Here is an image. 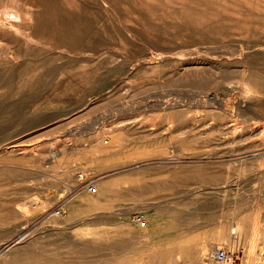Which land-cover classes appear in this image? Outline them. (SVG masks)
<instances>
[{
  "label": "rangeland",
  "instance_id": "374dc122",
  "mask_svg": "<svg viewBox=\"0 0 264 264\" xmlns=\"http://www.w3.org/2000/svg\"><path fill=\"white\" fill-rule=\"evenodd\" d=\"M102 44L96 72L41 55L31 88L0 89V244L29 228L25 204L47 205L32 217L36 228L46 214L67 219L69 204L80 218L6 254L33 255L26 264H264V97L239 109L242 86L229 76L203 93L165 71L127 70V50ZM113 135L116 148L98 151ZM151 143L166 153L125 160V150ZM103 182L110 196L99 201ZM84 228L115 239L83 251ZM220 249L233 258L219 261Z\"/></svg>",
  "mask_w": 264,
  "mask_h": 264
},
{
  "label": "bare ground",
  "instance_id": "6f19581e",
  "mask_svg": "<svg viewBox=\"0 0 264 264\" xmlns=\"http://www.w3.org/2000/svg\"><path fill=\"white\" fill-rule=\"evenodd\" d=\"M104 41L127 50L129 56L121 63L127 70L165 71L180 84L204 88L203 93H208L220 76H229L242 86L245 99L237 102L239 109L259 108L256 102L264 97V0H0V89L18 82L26 91L35 78L34 62L41 55L64 59L68 67H92L96 72L100 62L94 54ZM115 138L113 135L110 142L101 139L95 147L109 152L116 148ZM166 151L151 143L123 154L125 160H134ZM61 166L62 161L55 164L58 172H70L71 167L62 172ZM110 175L108 172L100 179ZM105 183L96 191L99 201L110 196ZM75 188L67 191L66 204ZM76 195L87 197L82 192ZM46 206L38 201L23 206L24 225L29 228L0 244V253L6 255L0 264L30 262L33 255L10 256L6 252L12 247L29 248L39 230L64 227L66 220L72 227L80 219L76 207L69 204L67 219L60 221L55 214H46L36 228L32 217ZM76 235L81 237L83 251L115 239L90 228L79 229Z\"/></svg>",
  "mask_w": 264,
  "mask_h": 264
},
{
  "label": "built area",
  "instance_id": "2783aa9c",
  "mask_svg": "<svg viewBox=\"0 0 264 264\" xmlns=\"http://www.w3.org/2000/svg\"><path fill=\"white\" fill-rule=\"evenodd\" d=\"M87 189L89 191H93L94 187L91 184H88ZM53 212H55L57 215H59L61 213V210L58 209L56 211L54 210ZM140 219H142V217H139V220ZM216 257L221 262H226V261H229L233 258L227 251L222 250V249L218 250Z\"/></svg>",
  "mask_w": 264,
  "mask_h": 264
}]
</instances>
